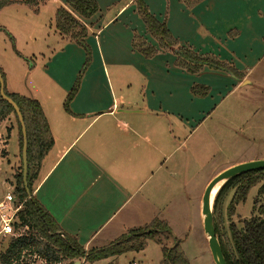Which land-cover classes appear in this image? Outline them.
Masks as SVG:
<instances>
[{
  "label": "crops",
  "instance_id": "1",
  "mask_svg": "<svg viewBox=\"0 0 264 264\" xmlns=\"http://www.w3.org/2000/svg\"><path fill=\"white\" fill-rule=\"evenodd\" d=\"M26 1L0 9V68L8 92L40 103L52 134L33 196L84 249L105 246L154 218L180 240L174 224L188 185V120L217 108L219 120L232 119V87L254 83L249 69L264 56L263 0H143L178 45L214 56L240 76L179 67L176 47L159 46L135 0H95L98 11L83 22L82 44L55 28L66 0ZM135 37L156 53H140ZM79 75L67 112L63 103ZM196 85L208 92L194 94ZM15 126L1 144L7 154L12 140L17 159Z\"/></svg>",
  "mask_w": 264,
  "mask_h": 264
},
{
  "label": "trees",
  "instance_id": "2",
  "mask_svg": "<svg viewBox=\"0 0 264 264\" xmlns=\"http://www.w3.org/2000/svg\"><path fill=\"white\" fill-rule=\"evenodd\" d=\"M13 0H0V9L10 4ZM37 0H27L32 4ZM137 12L142 17L144 24L151 35L158 41L162 48L176 47V63L179 67L196 73L204 67L225 70L240 76L232 66L219 61L208 54H197L185 46L178 45L165 25L156 20L148 11L143 0H135ZM66 8L60 7L55 13V28L62 35L82 44L86 35L83 22L98 11L95 0H66ZM133 47L144 56H152L156 49L139 39L134 38ZM89 62V53L86 50V60L83 69ZM2 78L4 74L0 68ZM80 75L74 86L64 100V109L68 112V104L79 85ZM191 91L197 95H205L206 87L194 86ZM4 92L18 106L26 128L27 137V187L26 192L22 180V160L19 172L14 174L13 194L20 204L15 214L13 224L16 230L23 231L17 237H11L7 246L0 251V264H29L26 257H39L46 264H57L63 261L74 263L84 259L92 262L108 256H118L128 251H139L144 248L148 240H153L161 245L164 264H188L180 247V241L168 247L164 240L168 239L170 228L164 220L154 218L148 224L128 230L119 239L99 248L84 249L78 241L61 232L59 226L51 215L39 204L33 196V184L38 179L42 160L53 144L52 134L47 119L40 103L33 98L8 92L4 85ZM13 115L18 129V142L21 157L22 134L20 123L13 107L0 99V123ZM21 159V158H20ZM257 186L253 199L251 216L243 219L240 226L230 225L229 233L222 228V206L224 198L232 189V196L228 209L233 213L234 208L246 200L252 187ZM264 169L251 171L226 181L217 191L213 206V223L215 233L220 244L226 264H264ZM171 236V235H170Z\"/></svg>",
  "mask_w": 264,
  "mask_h": 264
},
{
  "label": "rangeland",
  "instance_id": "3",
  "mask_svg": "<svg viewBox=\"0 0 264 264\" xmlns=\"http://www.w3.org/2000/svg\"><path fill=\"white\" fill-rule=\"evenodd\" d=\"M262 5L264 6V0ZM140 20L143 25L142 17ZM107 68L111 72L108 65ZM249 70V76L254 83L232 87V94L227 98L232 101V119L230 121L219 120L220 108H217L208 117L204 118L205 115H198L188 120L189 136L186 141L188 145V170L186 173L188 185L184 198L181 199L179 221L174 224L181 234L180 240L177 239V241H180V247L188 264H214L204 236L201 214L198 212L207 181L215 176L213 174L233 165L264 159V85L258 84V81L264 83V56L258 64L252 65ZM28 80L29 78L25 81L26 86L31 83ZM9 119L10 122L3 121L4 123L0 124L2 141L9 134L10 125H16L13 115ZM2 144L0 146V198L7 191H13L14 174L19 172L21 160L20 151L17 159H14L15 145L12 140H9L7 144V154H4ZM36 182H34L33 188ZM256 191L257 186L252 187L246 200L240 202L232 213L228 209L232 196V189H230L222 206L221 224L226 234L229 233L230 225L240 226L243 219L251 216ZM213 198L215 197H212L214 201ZM19 231L23 230L19 229ZM170 235L168 239L162 237L168 247L175 243V239ZM10 238L11 236L0 235V251L5 249ZM77 261H81L80 264H164L161 245L153 240H148L144 248L139 251H128L118 256H108L92 262L84 259ZM26 263L46 264L44 260L34 256L26 257ZM74 263L63 261L57 264Z\"/></svg>",
  "mask_w": 264,
  "mask_h": 264
},
{
  "label": "water",
  "instance_id": "4",
  "mask_svg": "<svg viewBox=\"0 0 264 264\" xmlns=\"http://www.w3.org/2000/svg\"><path fill=\"white\" fill-rule=\"evenodd\" d=\"M0 99L8 102L13 107L16 113L17 119L20 123L21 134H22V146H21L22 180H23L26 192L29 193V189L27 187L26 128H25L24 121H23V118H22V115L20 113L18 106L4 92V80L2 78L1 72H0ZM261 169H264V159L233 165L217 173L215 176H213L209 180V182L206 184L203 190V193L201 196L200 214H201L204 236L207 240L208 247H209L214 264H226V262H225L224 256L220 248V244L218 242V239L215 233V228H214V223H213V214H212V205H213V201L211 200L212 192L215 190V194H216L219 188L231 178H234L236 176H239V175L251 172V171L261 170Z\"/></svg>",
  "mask_w": 264,
  "mask_h": 264
},
{
  "label": "built area",
  "instance_id": "5",
  "mask_svg": "<svg viewBox=\"0 0 264 264\" xmlns=\"http://www.w3.org/2000/svg\"><path fill=\"white\" fill-rule=\"evenodd\" d=\"M0 146H1V136H0ZM19 208H20V204L17 203V200L12 190L7 191L5 195L2 198H0V235L17 237L21 234V231L16 230L13 226L15 222V214L19 210Z\"/></svg>",
  "mask_w": 264,
  "mask_h": 264
},
{
  "label": "bare ground",
  "instance_id": "6",
  "mask_svg": "<svg viewBox=\"0 0 264 264\" xmlns=\"http://www.w3.org/2000/svg\"><path fill=\"white\" fill-rule=\"evenodd\" d=\"M215 195V190L212 192V197ZM211 200H212V198H211ZM213 201V200H212Z\"/></svg>",
  "mask_w": 264,
  "mask_h": 264
}]
</instances>
